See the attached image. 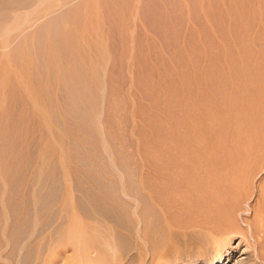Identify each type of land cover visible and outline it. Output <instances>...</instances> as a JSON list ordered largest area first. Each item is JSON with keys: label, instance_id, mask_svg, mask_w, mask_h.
I'll use <instances>...</instances> for the list:
<instances>
[{"label": "rangeland", "instance_id": "1", "mask_svg": "<svg viewBox=\"0 0 264 264\" xmlns=\"http://www.w3.org/2000/svg\"><path fill=\"white\" fill-rule=\"evenodd\" d=\"M45 1L0 0V31L21 22L0 36L9 220L52 222L35 244L51 239L44 254L61 264H187L224 244L220 263L264 264L250 226L264 221V0ZM232 143L256 155L244 176L215 169L230 195L221 183L199 192L200 165L188 168L235 160ZM198 198L228 205L215 246L193 234L212 215Z\"/></svg>", "mask_w": 264, "mask_h": 264}, {"label": "bare ground", "instance_id": "2", "mask_svg": "<svg viewBox=\"0 0 264 264\" xmlns=\"http://www.w3.org/2000/svg\"><path fill=\"white\" fill-rule=\"evenodd\" d=\"M39 1V0H38ZM44 1L45 0H40V2H39V6L40 5H42L43 3H44ZM46 2V1H45ZM38 5V4H37ZM37 5H36V7H37ZM40 7H42V6H40ZM31 13H33V12H31ZM30 13V14H31ZM19 15H21V14H19ZM32 15V14H31ZM29 17H30V15H29ZM28 17V18H29ZM20 18V16L19 17H16V20H15V22H14V24L13 25H11V26H8V25H5V26H8V27H5V28H2V31H0L1 33H0V36L1 37H4V39H6V38H8L9 39V35H10V33L14 30V29H17V27H18V24H19V19ZM54 19V18H53ZM22 20V19H21ZM27 20H29V19H27ZM12 21V20H11ZM28 22V21H27ZM20 24H21V22H20ZM23 24H24V22H23ZM25 26V25H24ZM44 27V26H43ZM16 31V30H15ZM2 39V38H1ZM8 39H6V41H8ZM23 42V41H22ZM7 43V42H6ZM5 55V54H4ZM6 57V56H5ZM8 57V56H7ZM217 60V59H216ZM8 61V60H7ZM9 63V62H8ZM7 63V64H8ZM9 66V65H8ZM10 74V73H9ZM5 78L7 77V75H8V73H5ZM9 77H10V75H9ZM220 77V76H219ZM8 78V77H7ZM6 78V79H7ZM11 78V77H10ZM10 78H9V80H8V82H7V85H8V83H9V81H10V83H11V80H10ZM207 79V78H206ZM4 80V79H3ZM10 83H9V86H10ZM12 84V83H11ZM1 85V84H0ZM67 85V84H66ZM11 87V86H10ZM7 88V87H6ZM205 90V89H204ZM5 95V94H4ZM198 95V94H197ZM205 96V95H204ZM224 99V98H223ZM205 100V99H204ZM206 105V104H205ZM38 107V106H37ZM203 107V106H202ZM229 108V107H228ZM248 108V107H247ZM91 115V114H90ZM193 116V115H192ZM90 118V117H89ZM95 119V118H94ZM207 130V129H206ZM251 130V129H250ZM253 130V129H252ZM199 132V131H198ZM252 133L253 132H255V131H251ZM254 138V137H253ZM208 139V138H207ZM206 139V140H207ZM252 139H250V141H251ZM254 140H255V138H254ZM260 140V139H259ZM236 142H238L237 140H235ZM234 141V142H235ZM249 141V142H250ZM261 141V140H260ZM210 142V141H209ZM233 142V143H234ZM235 142V143H236ZM248 142V143H249ZM232 143V144H233ZM256 143H258V141L256 142ZM256 143H254L253 141H252V145H258V144H256ZM238 144V143H237ZM244 144V143H243ZM259 144H260V142H259ZM235 144H233V146L232 147H234V148H232V147H230L229 146V148L231 149L232 148V150H234L233 151V154L232 155H234L235 156V160H231V159H229V156H226V157H228L227 159L226 158H224V160H223V162L221 163V160H214V159H206L205 158V160L206 161H202L201 163L200 162H198V160H196L194 163H196V164H194V163H192L193 165H196V166H191V169L190 168H188L189 170L188 171H190V170H195L196 169V171L198 170L197 168H198V165H200L199 166V173H198V171L197 172H194V173H197V176H198V174H199V177H197V176H195V175H192V172H189V174H191L192 175V177L194 176L195 178L197 177V179H198V187H199V192H202V193H204V191H205V193L209 190V189H211V191H212V188H214L215 187V185L218 183H221V181H220V179H215V178H213V177H216V176H214L215 174L214 173H217L219 170L222 172V173H225L224 175H226V174H228V176L229 175H231L232 173V171L234 172V175H235V177L236 178H238L241 174H242V170L244 169V167H246V164L244 163V160L246 159V158H249V161H250V159L252 158V156H253V151H252V149H249L248 147L249 146H244V145H242L241 146V144L239 145L238 144V146H234ZM263 144L261 143V146H262ZM223 146V145H222ZM256 146H254L253 147V149L255 148ZM258 148H259V146H257ZM185 148V147H184ZM263 148V147H262ZM257 149V148H256ZM255 152V151H254ZM190 153V152H189ZM231 154V153H230ZM229 154V155H230ZM255 154V153H254ZM217 157V156H216ZM254 157H256V155H254L253 156V158L251 159V160H253V159H255ZM223 159V158H222ZM226 159V160H225ZM233 159V158H232ZM244 159V160H243ZM195 160V159H194ZM203 160V159H202ZM225 161V162H224ZM243 161V162H242ZM246 161V160H245ZM248 161V162H249ZM177 162V161H176ZM247 162V163H248ZM197 163H198V165H197ZM244 164H245V166H244ZM250 164H251V162H250ZM181 166V165H180ZM179 166V167H180ZM187 166H190V164L188 165L187 164ZM247 166H249L248 164H247ZM158 167V166H157ZM183 167V166H182ZM212 167H214L213 169H212ZM187 168H185L186 169V172H187ZM217 170V172H216V170ZM232 169H234V170H232ZM248 169H249V167H248ZM215 170V172L213 173V171ZM245 171H247V170H245ZM177 172V171H176ZM204 172L206 173V174H204ZM188 174V173H187ZM220 174V173H219ZM243 174H244V172H243ZM242 174V175H243ZM212 176V177H211ZM223 175L221 174V180H222V183L223 182H225L226 183V181H224L223 180V178L225 179V177H222ZM244 176V175H243ZM218 178H219V176H217ZM231 177V176H230ZM40 178V177H39ZM194 178V179H195ZM60 179V178H59ZM242 179V178H241ZM40 180V179H39ZM43 180V179H42ZM172 180V179H171ZM227 181H229L228 179H226ZM41 181V180H40ZM217 181H220V182H217ZM233 181V180H232ZM4 182V181H3ZM39 182V181H38ZM153 183V182H152ZM221 183V184H222ZM224 183V184H225ZM229 184H230V181L228 182ZM239 184V181H233V185H235V184ZM37 184H39V183H37ZM232 184V183H231ZM6 185V184H5ZM148 185V184H147ZM232 185V186H233ZM136 186V185H135ZM196 186V185H195ZM214 186V187H213ZM223 184H222V187H221V185H220V187H218V190H221L222 188H223ZM236 186V185H235ZM234 186V187H235ZM251 186V185H250ZM6 187V186H5ZM35 187V186H34ZM58 187V186H57ZM59 187H60V185H59ZM225 187H227L228 188V191L227 192H229V195H230V191H232L233 189V187L230 189V187H231V185L229 186V185H227L226 186V184H225ZM237 187H238V185H237ZM137 188V187H136ZM216 188V187H215ZM214 188V189H215ZM219 188H221V189H219ZM227 188H223V192L225 193V191H224V189H227ZM236 188V187H235ZM183 189V188H182ZM164 190V189H163ZM166 190V189H165ZM198 190V189H197ZM230 190V191H229ZM130 191V190H129ZM133 191V190H132ZM210 191V190H209ZM210 191V192H211ZM136 193H137V191H135ZM219 192V191H218ZM226 192V193H227ZM204 193V194H205ZM226 193L224 194V195H226ZM236 193V192H235ZM238 193V192H237ZM129 194V193H128ZM203 194V195H204ZM220 194H221V191H220ZM135 195H137V194H135ZM182 195V194H181ZM202 195V194H201ZM222 195H223V193H222ZM234 195V194H233ZM204 196H208V194L207 195H204ZM210 196V195H209ZM137 197L139 198V196L137 195ZM147 197V196H146ZM198 197H199V195H198ZM225 197H227V195L225 196ZM229 197V196H228ZM36 197L34 196V199H35ZM182 198H184L183 196H182ZM181 197H180V199H182ZM189 198V197H188ZM211 198V197H210ZM57 199V198H56ZM137 199V198H136ZM140 199V198H139ZM149 199V198H148ZM170 200H175V199H173V198H169ZM212 199V198H211ZM170 200H168V201H170ZM186 200V199H185ZM198 200V202L197 203H199L200 205H202V210L205 208V206H206V208H208L209 210H208V212H210V214H212V215H209V216H207V212L205 213L206 214V216H203L202 218H201V216L202 215H205V214H202V213H200L199 212V215L198 216H200L201 214V216H200V219H197L198 220V223L199 224H197L196 226H194V228L192 229L193 230V234H194V236L195 237H197V239H199L200 240V242H201V245H199V246H201V247H204V246H207V247H210V246H215V243H216V239H218L219 237H220V233H222L221 231H223V227H221L222 226V222H223V219L224 218H226L225 216L223 217V215H221L222 213H220V210H218V209H221V210H227L228 209V205H225L226 207H224V204L223 203H225V201L223 200V202L222 203H220V202H217L216 201V204H214L213 205V203H207L208 201H206L207 199H205V201H203L204 200V198L201 200L200 198H198L197 199ZM226 200V199H225ZM229 200V199H228ZM135 201H137V200H135ZM160 201V200H159ZM179 201V200H178ZM181 201V200H180ZM179 201V202H180ZM182 201H183V199H182ZM181 201V202H182ZM227 201V200H226ZM6 198H4L3 196H0V264H61V262L63 263V261H66L65 259L63 260V261H59V259H54V258H52V256H53V254H50L51 255V257H50V255H49V258H47V256H45V255H47V254H44V252H45V250L46 251H50V249H52L51 247H53V245H51V239H49V243H46L45 245H44V247L42 248V246H41V244H39V245H36L35 244V242L37 241V239L39 238V235L43 232V230H44V228H48V226L50 225V223H52V222H50L49 221V224L48 223H42V221L40 220V219H38L36 216H32L33 214H31V212H30V214H29V212H25V210H24V212L21 210V212H23V214L21 215V213L19 214V216H18V218L16 217V220L15 221H13V219H12V221L11 220H9V219H11V218H9L10 216L9 215H11V214H9L10 212H9V210H8V208H7V206H6ZM138 202V201H137ZM172 201H170V206L173 204V202L174 203H176V201H173L172 203H171ZM184 202V201H183ZM46 203V202H45ZM158 203V202H157ZM163 203V202H162ZM168 203V202H167ZM208 204V207H207V204ZM136 204V203H135ZM134 204V205H135ZM154 204V203H153ZM153 204H151L152 206H153ZM164 205H165V203H163ZM210 204V205H209ZM226 204V203H225ZM175 205V204H174ZM182 205V204H181ZM216 205V207H214ZM151 206V207H152ZM260 206V205H259ZM150 205H149V207H147L146 209H145V211H146V213L148 214V217H149V215H150V213L153 215V213H155L156 214V210H154L155 208V206H153V210L154 211H152L150 208ZM167 207V206H166ZM194 208V207H193ZM205 208V209H206ZM225 208V209H224ZM227 208V209H226ZM164 210H165V208H163ZM263 209V208H262ZM14 210H16V209H14ZM30 210V209H29ZM162 209H160V212L163 214V216H166V213H163V211H161ZM207 210V209H206ZM212 210V211H211ZM218 210V211H217ZM254 210H256V209H254ZM27 211V210H26ZM166 211V210H165ZM215 211V212H214ZM216 211L218 212V213H216ZM169 212V211H168ZM203 213H204V211H202ZM212 212V213H211ZM255 212V211H254ZM12 213V212H11ZM213 213L215 214L216 213V215L217 214H219L217 217L219 218V221H215V220H217V218H216V216H214L213 215ZM137 214H138V212H137ZM141 214V213H140ZM168 214V213H167ZM225 214V213H224ZM255 214H256V212H255ZM13 215V214H12ZM16 215V214H15ZM21 215V216H20ZM151 215V216H152ZM222 216V218H221V216ZM147 216V215H146ZM154 216V215H153ZM152 216V217H153ZM170 216H172V214L170 215ZM175 216V215H174ZM213 216L215 217V218H213ZM220 216V217H219ZM13 217V216H12ZM32 217V218H31ZM139 217V216H138ZM142 217H143V215H142ZM15 218V217H14ZM46 218V217H45ZM140 218V217H139ZM145 219V221H147V222H149L148 221V218L146 219V217L144 218ZM142 219H139V223L138 224H140L142 221H141ZM194 220H196V219H194ZM263 220V219H262ZM262 220H257V221H255V216H254V220H249L250 221V226H251V229H252V233H253V236L255 237V239H256V241H257V243L258 244H260L261 245V243L262 242H264V228H261V226H259L262 222L264 223V221H262ZM183 221V220H182ZM146 222V223H147ZM194 222V221H193ZM155 223V222H154ZM158 223V222H157ZM224 223H225V221H224ZM156 224V223H155ZM150 226L151 225V223H147L146 224V226ZM157 225V224H156ZM158 225H159V223H158ZM157 225V226H158ZM224 225H226V226H228L229 224H224ZM223 225V226H224ZM131 226V225H130ZM152 226V225H151ZM153 226H155L154 224H153ZM156 226V227H157ZM50 227V226H49ZM161 227V226H160ZM186 227V226H185ZM189 227V226H188ZM229 227V226H228ZM148 228V230H151V229H154V230H157L158 231V228L157 229H155V228H151V227H147ZM187 228V227H186ZM222 229V230H221ZM154 230H152L153 232H154ZM161 230V229H160ZM164 230V229H163ZM188 230V229H187ZM225 230V229H224ZM156 231V232H157ZM74 231H71V233L72 234H74V233H76V232H74ZM132 232V231H131ZM220 232V233H219ZM226 232H227V229H226ZM226 232H224L225 234H227ZM59 233V231H55L54 232V234L56 235V234H58ZM160 233V232H159ZM185 234H187L188 233V231H185L184 232ZM191 233H189V234H187V235H190ZM186 236V235H185ZM224 237V236H223ZM149 239V238H148ZM166 239V238H165ZM168 240V239H167ZM41 241V240H40ZM219 241V240H218ZM165 242V241H164ZM154 244V243H153ZM106 246V245H105ZM198 247V246H197ZM219 247V246H218ZM108 248V247H107ZM213 248H215V247H213ZM225 248H226V244H224L223 246H222V248L221 249H219V250H217V249H215V250H213V254H211L210 256H208V255H206L207 256V258H200L199 256H201V257H203L204 256V252H202L201 254H199V256L197 257V259H195V260H192V262H189V263H187V264H223V263H220V260L222 259V257H226V256H223V252H224V250H225ZM52 251V250H51ZM50 251V252H51ZM197 251V250H196ZM215 251V252H214ZM227 252V251H226ZM46 253V252H45ZM155 253V252H154ZM198 255V254H197ZM226 255V254H225ZM232 255V252H229L228 254H227V258H226V260L228 259H230V257L232 258L233 256H231ZM63 257H65L64 256V254H63ZM118 257V256H117ZM240 257V256H239ZM239 257H235L236 258V260L232 263V264H239L241 261H242V258L239 260ZM61 258V257H60ZM198 258H200L201 260H203L202 262H200V261H198L199 259ZM248 258L250 259V254H248ZM248 258H247V260H248ZM188 260V259H187ZM231 260V259H230ZM229 260V261H230ZM185 262V261H184ZM243 262V261H242ZM241 262V263H242ZM230 263V262H229ZM240 263V264H241Z\"/></svg>", "mask_w": 264, "mask_h": 264}]
</instances>
